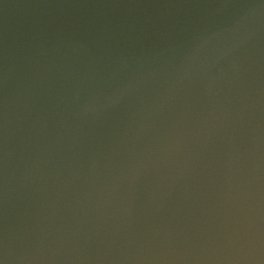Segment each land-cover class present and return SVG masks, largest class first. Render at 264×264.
Here are the masks:
<instances>
[{"label":"water","instance_id":"1","mask_svg":"<svg viewBox=\"0 0 264 264\" xmlns=\"http://www.w3.org/2000/svg\"><path fill=\"white\" fill-rule=\"evenodd\" d=\"M0 264H264V0H0Z\"/></svg>","mask_w":264,"mask_h":264}]
</instances>
